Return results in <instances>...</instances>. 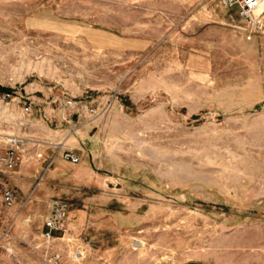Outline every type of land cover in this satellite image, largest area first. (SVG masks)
I'll return each mask as SVG.
<instances>
[{"label":"rangeland","instance_id":"1","mask_svg":"<svg viewBox=\"0 0 264 264\" xmlns=\"http://www.w3.org/2000/svg\"><path fill=\"white\" fill-rule=\"evenodd\" d=\"M241 22L220 0H0V154L22 139L0 264H264V34Z\"/></svg>","mask_w":264,"mask_h":264},{"label":"built area","instance_id":"2","mask_svg":"<svg viewBox=\"0 0 264 264\" xmlns=\"http://www.w3.org/2000/svg\"><path fill=\"white\" fill-rule=\"evenodd\" d=\"M226 7H234L237 15L241 19L242 26L237 27L242 34L249 38L253 34H264V25L262 16L259 15L264 10V0H220ZM238 29V30H239ZM9 93L6 90L2 91V97ZM70 103L69 101H67ZM5 147L0 154V165L5 170H11L15 167L18 161L17 149L22 144L21 137L8 133L5 134ZM66 158L70 161H77V156L70 150L64 152ZM13 192L10 188L3 190L2 201L9 204L12 201ZM68 205L66 201L54 198L50 202V210L42 220L43 229L41 235L45 240L52 238L54 231H64L66 229Z\"/></svg>","mask_w":264,"mask_h":264},{"label":"trees","instance_id":"3","mask_svg":"<svg viewBox=\"0 0 264 264\" xmlns=\"http://www.w3.org/2000/svg\"><path fill=\"white\" fill-rule=\"evenodd\" d=\"M0 90H1V91H3V90H6V91H7V90H8V88H7V87H5V86H2V85H0Z\"/></svg>","mask_w":264,"mask_h":264}]
</instances>
